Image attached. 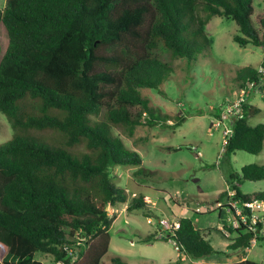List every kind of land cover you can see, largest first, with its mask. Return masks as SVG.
<instances>
[{
	"label": "trees",
	"instance_id": "16d2710c",
	"mask_svg": "<svg viewBox=\"0 0 264 264\" xmlns=\"http://www.w3.org/2000/svg\"><path fill=\"white\" fill-rule=\"evenodd\" d=\"M254 11V0H6L0 8V113L14 135L0 144V264H128L122 256L105 260L114 222L108 207L127 201L112 168L141 165L143 159L113 133L112 124L132 131L166 121L141 92H163L175 71L153 53L158 43L172 59L191 64L211 48L207 25L220 15L238 24L235 42L261 46L264 32L254 24ZM260 23L264 28V17ZM112 46L122 52L106 53ZM238 78L239 90L259 79L258 68L242 67ZM103 108L106 119L94 121ZM253 111L250 102L244 105L226 157L264 149V123L249 122ZM44 130L59 132L64 142H48L36 132ZM232 179H264V165L247 164L228 182L246 200L264 199L262 191L243 193ZM145 206L141 195L128 209ZM179 223L167 238L188 256L220 252L211 228L203 231L187 216ZM218 232L232 241L229 250L252 248L254 233ZM156 239L152 234L141 241ZM211 264L259 263L246 258Z\"/></svg>",
	"mask_w": 264,
	"mask_h": 264
},
{
	"label": "rangeland",
	"instance_id": "374dc122",
	"mask_svg": "<svg viewBox=\"0 0 264 264\" xmlns=\"http://www.w3.org/2000/svg\"><path fill=\"white\" fill-rule=\"evenodd\" d=\"M5 4L6 0H0V8ZM254 6V24L262 35L264 28L260 19L264 17V0H254ZM207 31L211 48L191 64L184 58L172 59L171 52L161 43L153 50L160 58L172 62L175 71L164 83L163 92L151 88H142L141 92L150 99L154 109L167 116L166 121L153 125L142 123L132 131L125 125L112 124L113 133L128 148L137 151L143 163L112 168L115 183L126 190L127 201L108 207L114 222L109 230L111 243L105 257L107 262L112 257L122 256L128 264H211L236 262L246 257L264 264V237L251 249H227L232 241L224 239L218 229L229 215L226 211L220 213L215 206L217 198L226 199V195L221 194L230 188L231 173L240 176L242 167L247 164L264 165V149L258 154L238 150L226 157L224 125L215 124L217 111L238 92L239 69L249 65L259 68L264 64V44L239 45L233 39L239 33L238 24L220 15L212 17ZM121 52L120 46L106 50L110 55ZM249 102L254 109L249 122L264 123V86L250 95ZM105 114L106 108H103L92 119H106ZM180 117L185 120L181 122ZM36 132L48 142H64L57 131ZM13 135L8 117L0 113V144ZM138 169L143 171L137 173ZM232 182L246 194L264 192V179H232ZM141 195L147 206L128 209L132 199ZM184 216L191 217L203 231L211 228V242L220 252L195 259L183 249L177 250L175 240L167 238L170 237L168 228ZM152 234L156 240L141 241ZM38 258L44 257L38 255Z\"/></svg>",
	"mask_w": 264,
	"mask_h": 264
},
{
	"label": "built area",
	"instance_id": "2783aa9c",
	"mask_svg": "<svg viewBox=\"0 0 264 264\" xmlns=\"http://www.w3.org/2000/svg\"><path fill=\"white\" fill-rule=\"evenodd\" d=\"M258 74L259 79L250 80L245 86L240 87L234 99L221 109L220 117H215L216 126L224 125L223 150L234 133L235 121L245 117L244 105L249 102L250 95L264 86V64L258 68ZM215 206L220 212L226 211L229 215L226 222L220 226L226 235H231V229H243L245 232L254 233L251 247L257 243L259 237H264V199L249 201L238 196L235 189L229 188L226 199L224 201L217 199ZM179 227L180 223L174 222L168 230L173 231ZM176 249L181 250L177 244ZM56 264L63 263L60 261Z\"/></svg>",
	"mask_w": 264,
	"mask_h": 264
},
{
	"label": "crops",
	"instance_id": "0c3cea01",
	"mask_svg": "<svg viewBox=\"0 0 264 264\" xmlns=\"http://www.w3.org/2000/svg\"><path fill=\"white\" fill-rule=\"evenodd\" d=\"M243 259H246V257H243L242 260H243Z\"/></svg>",
	"mask_w": 264,
	"mask_h": 264
}]
</instances>
